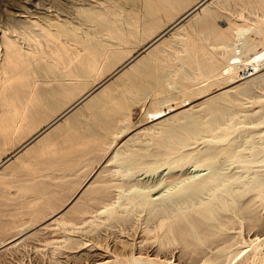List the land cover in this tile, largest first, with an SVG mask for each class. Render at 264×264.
I'll list each match as a JSON object with an SVG mask.
<instances>
[{
	"label": "bare ground",
	"instance_id": "obj_1",
	"mask_svg": "<svg viewBox=\"0 0 264 264\" xmlns=\"http://www.w3.org/2000/svg\"><path fill=\"white\" fill-rule=\"evenodd\" d=\"M234 1L239 0H145L144 12L124 20L97 21L100 11L84 8L80 12L88 13L90 26L102 29L84 38L66 22L33 15L31 25L41 36L66 40L38 56L5 31L0 37V204L7 210L0 214L21 208H36V214L13 233L0 234L1 253L39 240L53 226L65 230L60 243L69 254L88 243L75 237L76 229L99 233L122 226L152 238L157 256L178 246L205 264L227 263L235 251L231 231L243 226L257 227L254 236L264 245V98L255 113L239 96L264 84V0H246L259 8L252 25L242 22V14L219 24L214 6ZM183 8L160 29L162 10L170 17ZM194 20L221 55L206 57L201 46L184 38L182 54H173L172 62L166 49L174 43L167 36ZM143 37L149 40L123 54L122 47ZM43 60L46 65L36 69ZM151 94L158 96L153 106L141 104L134 111L139 107L134 103ZM64 101L70 103L45 119ZM88 112L111 138L81 152L41 158L60 136L73 138L78 118H89ZM34 156H40L35 177L21 168ZM163 168L168 172L156 184L143 177ZM184 169L190 172L183 174ZM159 183L167 189L157 193L165 186ZM9 221L0 219V229ZM122 239L114 242V263L139 264L136 250L129 253L130 244L136 245Z\"/></svg>",
	"mask_w": 264,
	"mask_h": 264
},
{
	"label": "rangeland",
	"instance_id": "obj_2",
	"mask_svg": "<svg viewBox=\"0 0 264 264\" xmlns=\"http://www.w3.org/2000/svg\"><path fill=\"white\" fill-rule=\"evenodd\" d=\"M144 1L145 0H0V37H2L6 31V33L8 35L16 38L22 45L32 46L34 48L33 51L35 52V55L38 56V55H41L43 52H45L48 48L52 47L55 42L60 41L61 39H64V41H66V40H65V37L62 35H60L58 38H49V39L41 36V33H39V28L36 25H34V26L31 25L32 24L31 21L34 20V18H35L34 16H36L37 18H40V19L43 18L42 20H44V18L45 19L52 18V20L54 19L53 21L66 22L68 28H70L71 30H76L77 32H79V36L84 38V37L89 36V33H93V32H96V30L98 31L101 29L99 24H96L95 26L93 24L92 27L90 26L91 24L89 23V21H87V17H86V16H88V13L84 12L82 14L80 12V11L84 10V8H95V9L99 10L100 13L97 16L98 17L97 21H99V17L101 18V17H105V16H107L113 20H124V19H127L129 17H133L138 13L141 14L142 12H144L145 11L144 5H143ZM239 1H240V3H239ZM239 1H234V2L227 4V5H216V6H214L218 10L217 22L219 24L222 25V23L224 21L226 22L229 18H234V17L240 18V16H238V15L242 14L243 15L242 22L244 21L243 23L252 25L251 23L254 21L253 19L255 17H257V14H255V12H258L259 8L256 6L255 3H254V6L252 7L249 4H247L246 0H239ZM186 8H187V6H186ZM186 8H183L180 11H176V13L170 17H169V15H166L167 9L162 10L160 13V27H161L160 29H163L166 26H168L176 18V16L179 15ZM202 16H203V14H201L199 17H202ZM193 22H189L187 24V26L185 28L179 30L178 33H171L170 32L171 34L169 33V35L167 36V38L169 37L168 40L170 42L174 43L173 44L174 47L166 49V52H167L166 54L168 55L170 53L169 55L173 59L172 62H174V56H172L173 54H175V53H181L182 54L181 51H182L183 43L181 42V39H184V38L185 39L188 38L189 40H191L190 42L191 43L193 42L194 46H199V48L201 46L205 51L204 56H206V57H207V55H208V57H218L221 55V53L219 52L220 50H216L212 45L210 46V44L207 43L208 42L207 37L205 36V33L202 32L199 29V27L197 26L196 20H194ZM124 27H125V30H127L126 28L128 27V24L124 23ZM197 28L199 29V31ZM148 40H149V37H143L142 40L139 39L137 41H134V43L125 45L124 47H122L123 54H127L133 48L137 49V48L141 47ZM95 41H97V40H95ZM206 43L208 45H206ZM164 45H165L164 47H167L166 44H164ZM211 49H213V51ZM215 53L216 54L218 53L219 55H216ZM46 63H47V61L43 60L41 63L35 65V68L40 70L44 67L43 65H46ZM151 64L160 65L161 61H158L157 64L155 62L151 61ZM155 72H159L161 74H164V72L162 70L158 71L157 69H155ZM181 72L186 73L184 70ZM35 75H37L36 72H35ZM42 84H44V83H42ZM251 88L249 89L248 93H246L245 95L241 94L239 96L243 99L245 106L251 112H254V110H255V113L257 111H258L257 113H259L261 111V110L259 111V109H262L260 107L261 105H259L260 104L259 100L264 98V84H261V85L258 84V86L254 85ZM215 89L216 88H214V90ZM79 94H80V92H79ZM128 95H129V97L131 96L130 93H128ZM151 95L148 96L149 98L147 97L143 101L135 102L134 103L135 107L138 105H139V107H138V109H137V107L134 108V111L137 110L136 112H139L140 109L142 108L141 104H143L145 107L146 106L147 107L153 106L152 101L155 97L157 98L158 96L155 94H153L152 96ZM178 101H180V100L178 99ZM171 102L173 103L175 101H171ZM69 103L70 102L64 101L62 103V105L59 106V108L56 111L48 114L45 117V119H47V120L50 119L51 117H53L54 115L59 113ZM130 112H131L132 120H137L138 118H135L136 115L133 114V111H130ZM88 115L90 116L89 118L85 115L80 116L81 118L80 117L78 118L77 130L79 132L76 133V135H74L73 138H69L67 134L60 136L55 141V143H53V146H51L49 148L48 152H43L41 158L48 157L50 154H52V155H55V154L56 155H59V154L66 155V154H71V153L74 154L77 152H81V150H83L84 148L89 147L93 144H99L100 145V141L103 138H106V137L111 138L112 137L111 135H109L110 134L108 132L109 130L98 125V123L95 121V117L93 115V112H88ZM133 116H134V118H133ZM139 116H141V115H139ZM45 119L42 122H40L39 124H37L35 127H33L32 129L37 130L38 128L43 126L47 121ZM27 134H28L27 131L24 132L21 135V138L24 139L23 138L24 135H27ZM126 138H127V135L122 136V137L118 138V142H123ZM38 159H40V156L31 157L27 162H25L21 165L22 166L21 168L24 169V171L26 173L28 172L31 175H33V177H35L36 172H37V167H38V165H37ZM94 167L95 168L98 167V164H95ZM184 171L187 173H185ZM184 171H183V174H188V172H190V169H188V171L184 169ZM167 172H168L167 169L163 168V170L161 169L159 172H157V174H154V175L149 174L148 176L146 174V175H143V177L147 178V180L150 183L153 182L152 184H154L155 182L157 183L159 181L160 176L167 174ZM159 184H158L159 186H162V185H165V186L159 187L161 190H158L159 188L157 187L158 189L155 190V191H157V193L159 191L162 192V191L167 189V188H164L167 186L166 184H164V183H162V184L159 183ZM0 202H2V201L0 200ZM30 202L35 204L36 200L34 199ZM1 209L7 210L5 206L0 204V210ZM16 211L17 210H15V212H11L7 215L0 214V219L10 220L9 222H7L3 226L2 229H0V234L13 233L17 226L21 225V223H25L32 216L35 217V214H36V208H33V210H31L30 208H21L17 212ZM261 212L264 215V208L261 210ZM77 227L80 228L81 225H79ZM122 227H123L122 229H120L119 227L118 228L114 227V228L109 229V230H107V228L106 229L103 228L106 231L103 232V229H101L102 231L99 230V231H101L99 233H98V231L88 233V231L86 229L82 230V228L76 229L75 232H73L75 237H79L81 240L88 241V243L86 245H82L81 246L82 248L80 247L81 249L80 248L78 250L76 249L75 251H77V252H75L73 254L72 253L69 254V251L66 250V253L68 252L66 255V253H64L66 248L63 247L64 244L60 243V242L64 243V240L66 239V235H65L66 232L63 229H59L56 226H53L48 230L49 232H47L45 236L39 238V240L36 239V241L32 240V241H29V243L26 242L23 245L20 244V246L19 245L15 246V248L13 247L9 251H7L8 249L7 250L5 249L4 251L2 250V253L0 251V264H78L77 260L79 258H74L76 253H77V255L83 256L80 258V260H78L79 263H81V264H116V263H114L115 260L113 258L114 256H112V255H114L113 254L114 249L116 248L115 247V245H116L115 243L117 241L116 239L120 238L121 240H123L122 239L123 236H124L125 240H128L129 242L136 245V246H133L132 244H130L129 253L135 252V250H136L135 253L141 260V262L139 264H180L179 262H181V264H186V263H188V260L190 262V259L193 262L194 261L197 262L196 264H205L204 259H202L203 261L202 260H194V257H193L194 255L192 253H191V255L188 256L187 250H185V254H184V252H183L184 250L178 246H175L171 249H168V251L167 250L164 251V254L160 253V255L157 256L155 254V244H154L152 238H147L143 233H141L142 230H138V229L134 230L133 229L134 231L129 232L130 229H127L125 226H122ZM113 229L114 230L116 229L117 231L116 230H115V232L112 231L113 232L112 233L111 230H113ZM257 230H258L257 227L256 228H249L248 226H243V227H240V228H237V229H234L231 231L230 242L234 244L233 249L236 252L234 251V254L231 257V259L228 260L227 263H225V264H229V263L230 264H260L261 257L264 254V245H261L260 240H258V239L256 240V237L254 236V233ZM96 233H98V234L101 233L102 235L101 234L98 235ZM124 233H125V235H124ZM233 233H234V235H232ZM79 234H81V235L79 236ZM95 234L98 236H96ZM108 234H109V236H108ZM88 235H91L92 239L89 238L90 236H88ZM103 235H105V236L103 237ZM144 236L149 241L144 239L145 238ZM82 237H84L86 239H84ZM107 238H109V239H107ZM132 238H133V240H135V239L136 240L133 241ZM89 239H90V241H89ZM142 239H143V242L141 241ZM121 240L117 241V243L120 242ZM139 241H141L142 244L145 242V244L142 245L141 243H139ZM146 243H148V244H146ZM238 244H240V245L237 246ZM56 247L59 248L58 249L59 251L57 253L54 252L55 250H57ZM131 247L133 250L131 249ZM60 248H62L64 250L61 249L62 251H60ZM85 249H86V251H85ZM141 250H143L142 252L144 254L140 255ZM186 252H187V254H186ZM54 253L56 255H53ZM165 253L167 256L165 255ZM237 253H239V254H237ZM86 255H88L87 258H86ZM181 255L185 256L186 258L184 259V257H182L183 259H180ZM187 258H189V259H187ZM81 259H83V260H81ZM181 260H183L184 262H185V260H187V261L185 263H183V261H181ZM193 262L192 263L190 262V263L193 264ZM190 263H188V264H190ZM120 264H136V263H132V262L127 261L126 259H123Z\"/></svg>",
	"mask_w": 264,
	"mask_h": 264
},
{
	"label": "water",
	"instance_id": "obj_3",
	"mask_svg": "<svg viewBox=\"0 0 264 264\" xmlns=\"http://www.w3.org/2000/svg\"><path fill=\"white\" fill-rule=\"evenodd\" d=\"M203 2H204V1H203ZM203 2H202V3H203ZM197 7H198V6H197ZM194 9H195V8H194ZM194 9H192L189 13H187V15L190 14ZM187 15H185V16H187ZM185 16H184V17H185ZM184 17H183V18H184ZM174 25H175V24H174ZM174 25H173V26H174ZM173 26H172V27H173ZM172 27H171V28H172ZM168 30H169V29H168ZM168 30H167V31H168Z\"/></svg>",
	"mask_w": 264,
	"mask_h": 264
}]
</instances>
